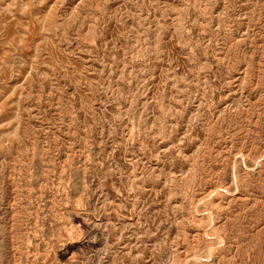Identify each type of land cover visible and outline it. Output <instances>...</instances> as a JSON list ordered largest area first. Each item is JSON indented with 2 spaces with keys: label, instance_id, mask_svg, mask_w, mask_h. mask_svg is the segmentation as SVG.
Returning a JSON list of instances; mask_svg holds the SVG:
<instances>
[{
  "label": "rangeland",
  "instance_id": "1",
  "mask_svg": "<svg viewBox=\"0 0 264 264\" xmlns=\"http://www.w3.org/2000/svg\"><path fill=\"white\" fill-rule=\"evenodd\" d=\"M0 264H264V0H0Z\"/></svg>",
  "mask_w": 264,
  "mask_h": 264
},
{
  "label": "bare ground",
  "instance_id": "2",
  "mask_svg": "<svg viewBox=\"0 0 264 264\" xmlns=\"http://www.w3.org/2000/svg\"><path fill=\"white\" fill-rule=\"evenodd\" d=\"M238 152H240V151H238ZM239 154H241V153H239ZM242 155V154H241ZM246 157V156H245ZM234 176V175H233ZM236 182V181H235ZM237 186V185H236ZM213 192H215L214 190H211L207 195H206V197H209L210 196V194H212ZM225 192H227V190H225ZM214 194V193H213ZM193 207V206H192ZM200 211V210H199ZM203 211V210H202ZM210 212V211H209ZM199 213V212H198ZM211 213V212H210ZM208 214V213H207ZM206 214V215H207ZM211 217V216H210ZM210 221H212V220H210ZM212 222H214V221H212ZM210 223V222H209ZM208 226V225H207ZM211 226V225H210ZM204 228H206V227H204ZM205 233V232H204ZM220 242V241H219ZM214 256V255H213Z\"/></svg>",
  "mask_w": 264,
  "mask_h": 264
}]
</instances>
